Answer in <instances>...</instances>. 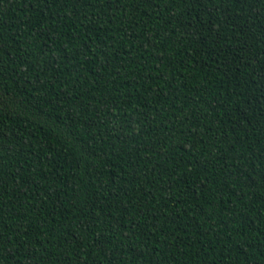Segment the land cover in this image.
<instances>
[{"label": "trees", "instance_id": "1", "mask_svg": "<svg viewBox=\"0 0 264 264\" xmlns=\"http://www.w3.org/2000/svg\"><path fill=\"white\" fill-rule=\"evenodd\" d=\"M0 264H264V0H0Z\"/></svg>", "mask_w": 264, "mask_h": 264}]
</instances>
